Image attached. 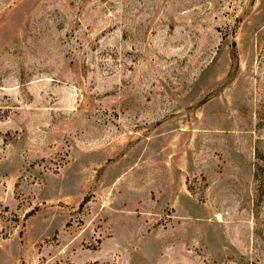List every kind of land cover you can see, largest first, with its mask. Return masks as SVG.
Masks as SVG:
<instances>
[{"label": "rangeland", "instance_id": "rangeland-1", "mask_svg": "<svg viewBox=\"0 0 264 264\" xmlns=\"http://www.w3.org/2000/svg\"><path fill=\"white\" fill-rule=\"evenodd\" d=\"M0 264H264V0H0Z\"/></svg>", "mask_w": 264, "mask_h": 264}]
</instances>
